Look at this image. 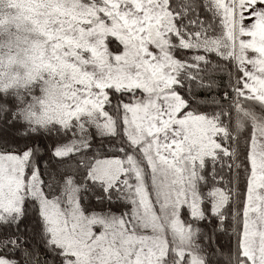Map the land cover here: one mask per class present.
<instances>
[{
	"label": "snow or ice",
	"instance_id": "6c2138e0",
	"mask_svg": "<svg viewBox=\"0 0 264 264\" xmlns=\"http://www.w3.org/2000/svg\"><path fill=\"white\" fill-rule=\"evenodd\" d=\"M5 8L0 264H264V0Z\"/></svg>",
	"mask_w": 264,
	"mask_h": 264
},
{
	"label": "rangeland",
	"instance_id": "374dc122",
	"mask_svg": "<svg viewBox=\"0 0 264 264\" xmlns=\"http://www.w3.org/2000/svg\"><path fill=\"white\" fill-rule=\"evenodd\" d=\"M14 10L5 8L4 12L7 16H9L7 19H11V14ZM2 19H6V16H4ZM16 29L15 24L9 23L4 26H0V30L4 33H7L9 38V33H14ZM22 42L20 45H17L15 40H12L11 43H9V39L5 40L3 44L0 45V66L2 67V71L9 72L13 78L21 77L25 74L27 71L25 63L23 62V53L20 52V48H22ZM11 49V50H10ZM7 77H8V73ZM238 108V106H237ZM238 111L242 112L241 120L238 119V128L243 131L244 129L248 128L250 124L251 127L256 129L264 128V115H257L255 112L251 109L242 107L239 108ZM246 117H249V121L245 122ZM239 121H241L239 123ZM245 122V123H244ZM237 123V121H236ZM250 128V127H249Z\"/></svg>",
	"mask_w": 264,
	"mask_h": 264
},
{
	"label": "trees",
	"instance_id": "16d2710c",
	"mask_svg": "<svg viewBox=\"0 0 264 264\" xmlns=\"http://www.w3.org/2000/svg\"><path fill=\"white\" fill-rule=\"evenodd\" d=\"M4 16H6V19L9 17L3 11V15L0 16V19H2ZM7 35H8L7 33H4L0 30V45L3 44L5 40L9 39ZM6 72L2 71V67L0 66V80L7 78ZM7 73H8V76H12L9 72H7ZM242 107L253 110L255 112V114H257V115H264V104H257L254 102H241V104L238 106V108L236 107V108L232 109L231 116L229 117V122H228V126L236 135H241L243 133H246L248 131L249 127H251L250 124H247V125H249V127L244 129L243 131H241V129L238 128V119L241 120V115H242V112L238 111V109L242 108ZM245 119H246L245 122L249 121V117L245 116ZM236 121H237V123H236ZM240 122L241 121H239V123Z\"/></svg>",
	"mask_w": 264,
	"mask_h": 264
}]
</instances>
